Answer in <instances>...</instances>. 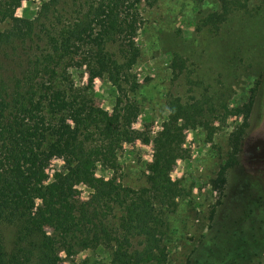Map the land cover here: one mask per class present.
Masks as SVG:
<instances>
[{
    "label": "rangeland",
    "instance_id": "1",
    "mask_svg": "<svg viewBox=\"0 0 264 264\" xmlns=\"http://www.w3.org/2000/svg\"><path fill=\"white\" fill-rule=\"evenodd\" d=\"M49 1L18 3L20 27ZM59 1L66 24L77 4L97 0ZM243 1L238 6L222 0H142L134 8L138 57L127 74L136 80L134 92L123 83L119 90L107 74L91 80L87 68L67 72L77 95H89L98 108L133 121L139 138L122 144L114 168L95 169V177L125 188L147 187L152 140L168 120L171 99L203 111L178 137L184 159L172 167L170 180L178 182L182 196L165 216V261L150 264H264V0ZM8 27L0 24V32ZM108 50L116 63L124 62L120 42ZM127 99L128 114V108L122 111ZM63 165V159L51 161L47 183ZM92 194L85 185L74 189L73 222ZM36 208H43L41 201ZM121 216L115 208L103 223L89 218L75 224V251L62 252L59 264H110L107 245L118 235ZM12 242L7 234L6 247Z\"/></svg>",
    "mask_w": 264,
    "mask_h": 264
},
{
    "label": "trees",
    "instance_id": "2",
    "mask_svg": "<svg viewBox=\"0 0 264 264\" xmlns=\"http://www.w3.org/2000/svg\"><path fill=\"white\" fill-rule=\"evenodd\" d=\"M22 1L0 0V24H9L0 32V264H59L62 252L75 251V224L89 218L103 223L115 208L122 216L118 235L107 245L110 264L163 263L165 216L182 196L178 182L170 180V170L184 159L178 137L196 125L201 107L169 101L168 120L152 140L147 187L134 190L95 177L98 164L114 168L122 144L139 137L129 118L110 115L89 95H77L67 72L87 68L91 80L107 74L119 90L123 83L136 91V80L127 74L138 57L134 8L142 0L77 4L74 19L66 24L60 1L51 0L23 28L15 16ZM222 1L238 6L244 2ZM117 42L122 64L108 50ZM130 104L127 99L122 111L128 108V114ZM54 159H63L64 165L47 183L45 171ZM79 185L93 194L81 205L79 221L73 222V192ZM38 201L43 208H36ZM64 210L63 218L58 217ZM46 227L53 228V235ZM7 234L13 240L10 248Z\"/></svg>",
    "mask_w": 264,
    "mask_h": 264
}]
</instances>
